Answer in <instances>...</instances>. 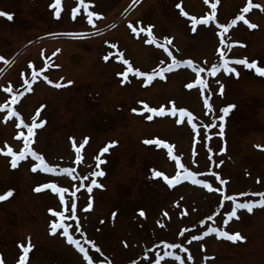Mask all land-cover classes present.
<instances>
[{
    "label": "rangeland",
    "instance_id": "obj_1",
    "mask_svg": "<svg viewBox=\"0 0 264 264\" xmlns=\"http://www.w3.org/2000/svg\"><path fill=\"white\" fill-rule=\"evenodd\" d=\"M213 3L215 19L194 32L190 17L211 14ZM0 12L13 17L0 15V106L7 105L0 107V195L13 191L0 201L2 264H19L20 245L29 243L25 264H87L63 228L51 232V223L60 218L49 209L64 213L63 223L72 226L69 234L89 251L93 264H155L169 251L184 264H264V207L251 213L239 209V219H229L232 202L222 200L224 195H235L237 202L256 200L254 194L264 192V76L233 62L229 66L238 75L195 71L222 63L221 52L225 59L256 60L257 67H264V0H59V6L56 0H0ZM90 12L98 14L92 23ZM240 15L248 24L237 20L222 36L218 25H230ZM168 52L193 61V67L182 63L156 75L171 63ZM124 60L153 79L135 72L118 75L129 66ZM197 75L205 85L197 83ZM229 104L235 107L225 115L221 137L218 117ZM149 107H163L166 114L150 113ZM172 107L191 112L196 129L186 116L178 124L179 113L172 116ZM33 123L37 127L28 137L24 125ZM25 139L56 172L32 171L39 161L31 155L11 167L12 157L5 153L9 147L18 153ZM156 140L172 144V154L163 144L145 143ZM180 165L224 192L191 179L169 185L154 175L160 171L171 179L183 172ZM94 171L104 175L92 177ZM214 173L227 183L220 185ZM92 179L97 185L89 193ZM48 182L68 189L63 203L51 189L34 190ZM90 198L93 207L86 210ZM69 199L76 204L80 232L74 230ZM210 227L245 239L204 235ZM171 243L180 247L165 246ZM161 264L179 261L164 257Z\"/></svg>",
    "mask_w": 264,
    "mask_h": 264
},
{
    "label": "snow or ice",
    "instance_id": "obj_2",
    "mask_svg": "<svg viewBox=\"0 0 264 264\" xmlns=\"http://www.w3.org/2000/svg\"><path fill=\"white\" fill-rule=\"evenodd\" d=\"M206 2H207V0H206ZM217 2H218V0H217ZM56 4H57V6H59V0H56ZM50 7H51V5H50ZM176 7L180 8L181 6H180V4H177ZM216 7H217L216 3L211 4V8L213 10L212 13L209 14V15H205V16L201 17L200 19H198L195 16H191L190 17L192 30L194 32L197 30V25H208L210 20H214L215 19V9H216ZM249 7H251V5H249ZM249 7H245L243 9V11L244 12H248L249 11ZM256 7H259V5H256ZM181 13L184 16H188V13L184 12L183 9H181ZM55 14L57 15V17H59L60 13H59V11H57ZM0 15L6 16L9 20H11L13 18L12 14L7 13V12H0ZM97 15L98 14L95 13V12H90L88 14L89 23H92L91 17L97 16ZM237 20H244V22L246 24H248V21L244 19L243 15L237 16L236 19L231 21L230 25H225V24H219L218 25V27L222 30L221 35L223 36L224 33H226L228 31V28L231 27V25H235ZM249 26L251 28H256L257 27V25H255V24H250ZM151 28H152V26L150 25L149 29H151ZM148 35L152 36L151 31L148 32ZM165 39L168 41V43L171 42L170 40H168V38H165ZM147 42L148 43H154L155 40L154 39H150ZM112 47L115 48L116 45H112ZM162 47H163V45H162ZM165 50L167 51V49H165ZM57 51H59V49H57ZM168 55L170 57H172L171 63L168 64V66L166 68L165 67H161L159 69L158 73H155L156 75H162L164 72L170 71V70H172L173 68L179 66L182 63L183 64H187L189 67H193V61H191V60H184V61L178 60V59H176V57L172 56L171 52H168ZM224 55L225 54L223 52H221L220 59H221L222 63L214 64V65L211 66V68H208L207 65L204 68L196 67L195 68L196 73L199 74L201 72L208 71L209 75L215 76L217 71L222 69L223 71H225L227 73H236L238 75L237 69L235 67H230L229 66L230 63H232V61L229 60V59H225ZM2 59H4V58L2 56H0V60H2ZM104 59L108 60L109 57L106 55L104 57ZM123 63L126 64V65H129V66H128V68H127V70L125 72L119 73L118 75H122L125 78H127L128 73L135 72V75H138L140 77H147L148 81H151L153 79V75H150L148 73L142 72L139 69H135L134 70L132 68V66L129 64L128 60H124ZM234 63L238 64V65H243V66H245L248 69H255V71L260 76H264V67H257V61L256 60H252L251 62H249V60L246 59V58H244V59H236L234 61ZM33 75L35 76V73H33ZM45 79H47V77H45ZM196 79H197V83L199 85L203 86V85L206 84V81L201 79L199 77V75H197ZM68 83H71V81H69ZM187 87L188 88H192L193 85L192 84H188ZM219 87H220V91L222 93L223 85H220ZM8 91H11V89H8ZM13 102H15V100ZM204 103H205V106L208 107L209 109L212 108V106L209 104V102L207 100H205ZM6 106L7 105H3V106H0V107H6ZM233 107H235V106L232 105V104H229V105H227L226 107H224V108H222L220 110L223 113V115H220L218 117V120L220 121V123L218 125V127L220 129L219 136H221V137L224 135V127H225V125H224L223 121L225 120V115H227ZM147 110H148V112L155 113V114H157L159 116H164L166 114L165 109L163 107H161L159 109L149 107ZM133 111H136V109H133ZM170 111H171V115L174 116V117L177 115V113H179L180 119H178L176 121L178 124L183 123L184 122V118L186 116L187 117V121L189 123H191L192 129L193 130L196 129L197 125L195 123H192L193 114L191 112L187 111L183 107H180V108L172 107ZM9 115L18 116L19 114L16 113V112H11L10 111ZM152 118L153 117L151 115L147 116V119H149V120H151ZM21 123L23 124V121H21ZM43 123H44V121H40V125L41 126L43 125ZM24 126L27 127V129H28V137H32L33 136V128L37 127V125L35 123H33L32 125H24ZM208 127H212V125L209 124ZM20 135H23V133H21ZM205 138H207V137H205ZM86 141H87V138H85V142ZM115 143H117V142H115V141L111 142V144H115ZM145 143H155L157 145L163 144L164 147H166L168 149L169 155L172 154V148H173L172 144L166 143V142H164L162 140L145 141ZM80 147L82 148L83 144H81ZM102 151L103 152H107L108 148L105 147ZM209 151H211V149H209ZM220 151H224V149L221 148ZM77 152H79V148L77 149ZM5 154H8V155H10L12 157V159H11V167L12 168L17 167L18 161L24 160L26 155H31L37 161H39V163L33 164L32 171L35 172L37 169H41L42 171L47 172V173H52V172H56L57 171V168L55 166H50L48 163L45 162V158L42 155H40L39 153L34 151L32 148L28 147V140L27 139H25L24 148L22 150H20L18 153L13 151L12 148L9 147L7 149V153H5ZM77 159H80V157L77 156ZM97 159H99V158H97ZM175 159L179 163V157H175ZM180 167L183 168V172L182 173H178L177 175L171 177V179L168 176H166L163 172H160V171H156L154 173V175L156 177H163V179L165 181H167L169 185H172L174 182H179L181 180V178H183L185 180L191 179L192 183L198 184V185H202L204 188H206V189H208L210 191H216V192H221V193L224 192V188L218 187V188L214 189L212 184L209 183L207 180L198 179L196 172L185 168L183 165H180ZM60 171L63 172V173L71 174L73 170L71 168H61ZM90 175L92 177L103 176L104 172L103 171H98V172L94 171ZM214 176H215V179L219 181L220 185H225L227 183L226 179L221 178L219 173H214ZM87 178L88 177H85V179H87ZM93 185H97L96 179H92L91 180V184H89L87 186V190H88L89 193L92 191V186ZM80 187L83 188V187H85V185L82 183L80 185ZM42 189H51L54 193H59L60 194L59 195V199H60V201L62 203L65 200V193L68 192V189H66L64 187H58L57 184L54 183V182L42 183L39 186H37L34 190L39 192ZM12 195H13V191L12 190H8L3 195H0V201L5 200L7 197H10ZM75 195H76L75 192L71 193L72 197H75ZM240 195L243 196V195H246V194L245 193H240ZM254 195L258 196L259 199H256V200L249 199V200H245L244 202H237L235 195H233V196H228V195L222 196V200L223 201H231L232 202L230 204V209L231 210L227 211V213H226L228 218L231 219V218L235 217L236 219H239V216L237 215V210H239V209H246L249 213H251V212H253L254 207H264V192L255 193ZM69 203L71 204V212L73 214L72 215V219H74L76 221L74 230L76 232H80L81 231V225L79 223L78 218L75 216L76 204L71 199H69ZM92 207H93V204L91 203V198H90L89 203L86 205V210H90ZM49 211L53 212L55 217H59L60 218V222H57L56 220H54L51 223V226H50L51 232L52 233H56L58 229L63 228L62 234L67 238L68 242L73 244L78 249V251L83 254V257L86 260L87 264H93V258L89 255V251L85 247H83L81 245V243H80V241L78 239H75L73 237V235L69 234V228L72 227V226L63 223L64 213L60 212V211H55L53 209H49ZM116 214H117L116 212H113L111 215H112V217H115ZM138 214L140 216H142V217L145 216V212L143 211V209L138 210ZM163 215L167 216L168 213L164 212ZM208 219L211 220L212 217L209 216ZM200 223L203 224L204 221L201 220ZM208 233H217L219 236L226 237L227 239H229L231 241H237V240H244L245 239V237L240 235V233H238V232L235 233V234H229V232L222 231L220 228H217V227L208 228V232L204 233V235H207ZM198 239H200V237H198V236H193L192 237V240H198ZM88 243L93 248H95L96 252L100 251V249L95 245V243L93 241L89 240ZM162 243H164V242L162 241ZM165 246L167 248H173V249H176V248L180 247L176 243L166 244ZM20 247L23 250V255H21L20 258H19V264H25V261H26V258H27V254L29 253L30 248L32 247V245L30 243L27 246H24L23 244H21ZM183 251L185 253H187L188 252V248H183ZM164 257H173L176 261H179V264H184V260L181 258V256L176 255L175 253L170 252V251L169 252H165L164 256L156 258L155 264H161V260H163ZM187 259L191 260L192 259V255L191 254L188 255ZM0 264H2V261H0ZM101 264H103V262H101ZM109 264H111V262H109ZM133 264H135V262H133Z\"/></svg>",
    "mask_w": 264,
    "mask_h": 264
}]
</instances>
